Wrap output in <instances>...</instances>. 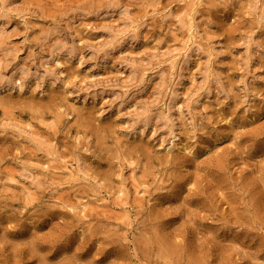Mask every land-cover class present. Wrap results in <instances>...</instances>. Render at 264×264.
<instances>
[{
    "label": "rangeland",
    "instance_id": "rangeland-1",
    "mask_svg": "<svg viewBox=\"0 0 264 264\" xmlns=\"http://www.w3.org/2000/svg\"><path fill=\"white\" fill-rule=\"evenodd\" d=\"M0 264H264V0H0Z\"/></svg>",
    "mask_w": 264,
    "mask_h": 264
}]
</instances>
